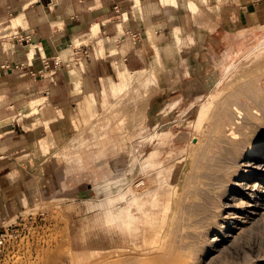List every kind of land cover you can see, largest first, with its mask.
I'll use <instances>...</instances> for the list:
<instances>
[{"label": "rangeland", "instance_id": "rangeland-1", "mask_svg": "<svg viewBox=\"0 0 264 264\" xmlns=\"http://www.w3.org/2000/svg\"><path fill=\"white\" fill-rule=\"evenodd\" d=\"M169 5L198 12L194 0ZM125 70L102 83L98 106L90 97L79 109L81 126L36 143L35 163L12 176L0 195V264H264V173L242 170L223 194L213 170L218 140L264 103V25L220 28Z\"/></svg>", "mask_w": 264, "mask_h": 264}, {"label": "crops", "instance_id": "crops-1", "mask_svg": "<svg viewBox=\"0 0 264 264\" xmlns=\"http://www.w3.org/2000/svg\"><path fill=\"white\" fill-rule=\"evenodd\" d=\"M194 1L195 14L168 0H0V35L23 38L8 42V51L0 41V64H24L0 77V195L12 189L13 175L35 163L36 143L81 126L79 109L90 97L98 106L102 83L116 71H143L163 53L176 52L174 45H203L220 28L264 25V0ZM92 25L98 26L95 36ZM76 43L87 46L89 58L82 70L75 66L80 76L73 73L71 81L65 64Z\"/></svg>", "mask_w": 264, "mask_h": 264}, {"label": "bare ground", "instance_id": "bare-ground-1", "mask_svg": "<svg viewBox=\"0 0 264 264\" xmlns=\"http://www.w3.org/2000/svg\"><path fill=\"white\" fill-rule=\"evenodd\" d=\"M138 3V1H136ZM168 2L172 4H180L181 0H168ZM187 2V1H186ZM191 2V1H190ZM193 6V4H192ZM196 7V6H195ZM187 8H191L188 7ZM198 8V7H196ZM97 30V31H96ZM98 32V26L92 25L91 34H95ZM175 35H178V32H174ZM149 38L152 40L151 32H148ZM12 43V42H11ZM177 46V45H176ZM8 47V46H7ZM27 47V45H26ZM37 48V47H36ZM39 48V46H38ZM30 49V55H33L34 49L33 47H29ZM40 49V48H39ZM40 51V50H39ZM36 52V51H35ZM40 55V53H39ZM44 56V55H43ZM126 71V70H125ZM125 74V73H124ZM127 74V72H126ZM126 76V75H125ZM141 76V75H140ZM127 79V78H125ZM73 81L77 83L75 78H73ZM125 81V80H124ZM147 81V80H146ZM153 87V86H152ZM144 96V95H143ZM144 100V99H143ZM142 100V101H143ZM141 101V103H142ZM144 102V101H143ZM250 103V102H249ZM143 105V104H142ZM142 105L140 107H142ZM143 108V107H142ZM140 108V109H142ZM257 109L260 112V114H256L255 112H251V110L247 109L245 110V119H242L244 121L242 128V131L239 132L237 135L231 136V137H221L218 140V143L220 144V150L218 151V155L215 159V164L218 166V168H213L214 172L218 176V179L220 181V191L224 193H227L229 188H233L234 185H236V178L239 177L242 170H244V175L247 177L251 172L255 171H262L264 173V163L259 161V159L262 157V154L259 152H264V147L258 148V141L260 144H264V141L259 140L261 137H264V103L258 104ZM147 102L144 106V108L138 113L137 115V123H140L145 117L147 113ZM129 112V111H128ZM258 112V113H259ZM129 115L126 113V116ZM226 116V115H225ZM232 117V116H231ZM135 119V118H134ZM133 119V120H134ZM147 119V118H146ZM132 120V119H131ZM132 120V122H133ZM128 121V120H127ZM129 122V121H128ZM136 122V121H135ZM134 122V123H135ZM136 123V125H137ZM154 123V122H153ZM249 123L255 126L256 130V137L255 139H250L248 141V133L247 132V124L249 126ZM242 124V122H241ZM130 125V124H129ZM128 126V125H127ZM135 126V125H134ZM133 126V127H134ZM132 126H130L131 129ZM128 128V127H127ZM156 128V127H155ZM149 129V128H148ZM154 129V128H153ZM230 129V128H229ZM239 129V128H238ZM253 129V130H254ZM134 130H137L134 128ZM241 130V129H240ZM251 130V129H250ZM150 131V130H149ZM238 131V130H237ZM236 131V132H237ZM144 132V131H143ZM153 132V131H152ZM232 132V131H231ZM230 132V134H231ZM130 134V133H129ZM147 134V133H146ZM235 134V133H234ZM253 134V133H252ZM198 140V139H197ZM201 141V140H200ZM198 142V141H197ZM204 142V141H203ZM201 143V142H200ZM196 145V144H195ZM202 145V143H201ZM213 145V144H212ZM214 148V147H213ZM215 149V148H214ZM262 150V151H260ZM214 154L217 151H213ZM131 154V153H130ZM137 159H134V161ZM261 160V159H260ZM210 164V163H209ZM208 164V166H209ZM214 165V163H211ZM210 164V165H211ZM134 164L133 162L130 164L129 172L133 171ZM211 167V166H210ZM212 169H210L211 171ZM212 172V171H211ZM129 174V173H128ZM213 174V173H211ZM212 176V175H211ZM216 176V177H217ZM214 179V177H212ZM212 179V180H213ZM215 180V181H217ZM216 184V183H215ZM214 184V185H215ZM239 184V183H238ZM113 190L116 191L117 189V182L111 183ZM117 186V187H116ZM216 186H218L216 184ZM247 186V185H246ZM238 187V186H237ZM245 187V186H244ZM262 188V187H261ZM215 189V188H214ZM213 189V190H214ZM262 190V189H261ZM235 191V190H234ZM212 196V195H211ZM216 201V200H215ZM224 202V201H223ZM231 205V204H230ZM252 205V204H251ZM225 206V205H223ZM229 206V205H228ZM250 206V205H249ZM252 207V206H251ZM255 207V206H253ZM261 207V206H260ZM138 208V207H137ZM224 208V207H223ZM228 208V207H227ZM252 209V208H251ZM140 211V210H138ZM211 212V211H210ZM209 214V213H208ZM119 218V217H118ZM115 224L117 226L124 225L123 222L115 221Z\"/></svg>", "mask_w": 264, "mask_h": 264}, {"label": "built area", "instance_id": "built-area-1", "mask_svg": "<svg viewBox=\"0 0 264 264\" xmlns=\"http://www.w3.org/2000/svg\"><path fill=\"white\" fill-rule=\"evenodd\" d=\"M133 38L135 37L132 36ZM12 40L18 41H23V38L18 37V33H7L4 35H0V41L5 42L6 47H2L3 50L8 51L10 47L9 43ZM120 41V39H115V42ZM11 47H14L11 45ZM89 58V51L87 46H81L77 45L74 47L72 54L70 55L68 59V64L69 66L70 62H73V65L76 66L79 70H82L84 68V65L86 64L87 60ZM59 62V61H58ZM43 64L45 65V61L43 60ZM24 68V64H18V65H13L11 66L9 61H4L3 63L0 64V77L8 72L9 70H22ZM6 244V234L5 233H0V254L2 253L4 247Z\"/></svg>", "mask_w": 264, "mask_h": 264}]
</instances>
